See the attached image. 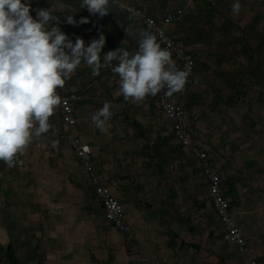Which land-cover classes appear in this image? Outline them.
<instances>
[{"label":"rangeland","instance_id":"1","mask_svg":"<svg viewBox=\"0 0 264 264\" xmlns=\"http://www.w3.org/2000/svg\"><path fill=\"white\" fill-rule=\"evenodd\" d=\"M261 10L242 8L238 14L223 10L228 16H219L218 19H224L223 26L221 21L214 27L210 23L215 25V21L207 23L218 42H223V48L215 55L195 57L194 81H200L203 91L195 92L197 99L190 91L187 97L191 95L193 101L185 106L192 119L195 146L206 154L207 164L219 175L232 217L243 237L247 238L239 220L253 230L252 242L260 235L264 237ZM58 117L54 113L50 131L39 140L34 139L19 156L22 165L8 168L0 161V246L4 248L11 242L21 264H137L136 254H130L128 248L135 247L136 253L149 256L150 262L153 258L175 257L177 245L171 241L199 245L222 241L221 225L207 193L210 180L200 161L199 174L192 175V199L187 211L191 229L202 228L207 219L214 226L211 235L191 232L189 228L178 236L132 229L133 240H129L115 231L104 220L100 203L92 196V186L87 184L86 173L74 157L66 128ZM189 164L193 170L192 162ZM154 193L151 189L138 194L133 204L138 213L151 212ZM200 204L205 209L207 205L206 212L197 210ZM192 222L197 224L191 225Z\"/></svg>","mask_w":264,"mask_h":264},{"label":"crops","instance_id":"2","mask_svg":"<svg viewBox=\"0 0 264 264\" xmlns=\"http://www.w3.org/2000/svg\"><path fill=\"white\" fill-rule=\"evenodd\" d=\"M122 1L143 9L157 20H161L174 10L182 9L181 20L167 26L166 31L178 45L197 58L215 55L220 47L223 48V42L221 40L218 42L207 23L215 21V25L213 22L210 23L214 27L221 21L223 26L224 19L218 18L219 16L228 17L223 10L227 12L232 10V4L235 2V0ZM27 2L32 5L31 14L34 18L37 8H46L58 17L61 30L73 42L79 36L87 46L93 39L99 38L100 33H103L106 37V44L101 57L109 51L118 49L134 53L138 48L141 32L146 30L141 24L131 21L127 14L112 6H107L108 14L100 17L99 14L93 16L86 8L83 9L80 6L81 0H27ZM239 2L242 8L263 9L261 11H264V0H239ZM68 15L74 16L76 24L70 25L66 22ZM81 18H87L89 22L80 24ZM50 24L55 25L56 20L53 19ZM246 43L245 41L248 47ZM172 60L178 68L173 57ZM117 63V60H113L112 66ZM262 72L264 73V68ZM196 79L189 89L194 97L197 96L195 92L202 90V86L199 85L200 81ZM118 81L119 76L112 72L111 66L102 67L100 74L93 76L91 68L82 64L66 82L65 87L60 89L64 93L80 92L82 95V100L74 105V114L77 120V132L91 148L94 171L111 194L122 205L124 204L126 220L134 232L164 231L177 235L186 233L189 228L191 232L196 230L211 235L214 226H211L207 219L203 221L202 228L191 229V220L187 211L189 200L192 199V175L195 172L199 174L197 170H201L199 161L190 151L179 147L169 122L158 108L154 98L148 96L139 103L126 101L118 92ZM191 95L182 100L184 108L192 103ZM105 101L111 103L113 114L109 121L111 127L106 132H101L92 122L91 116L103 106ZM187 117L189 129L194 132L192 119L188 114ZM190 154L194 157L192 158ZM190 162H192L193 170L189 166ZM80 164L82 165L81 162ZM86 181L90 184L88 176ZM151 189L155 192L151 197L153 198L151 212L140 214L133 204L138 194H145ZM232 197H235L234 193ZM198 209L206 212L207 205L205 209V205L200 204L197 206ZM203 215L207 218L206 214ZM239 222L242 232L247 237H244L245 240L248 239L246 240L248 252L245 255L239 254L236 249L226 245L223 241L193 244L199 247L198 250H194L186 247L190 243L169 240L177 245V255L167 259L163 258V260L153 258L150 264H248L252 259L257 264H264V237L260 235L256 241L252 242L254 237L251 232L253 230L242 220ZM193 223L197 224L192 222L191 225ZM251 237H253L252 240ZM128 249L130 254H136L137 264H140L138 263L140 257L146 256L136 253L135 247Z\"/></svg>","mask_w":264,"mask_h":264},{"label":"clouds","instance_id":"3","mask_svg":"<svg viewBox=\"0 0 264 264\" xmlns=\"http://www.w3.org/2000/svg\"><path fill=\"white\" fill-rule=\"evenodd\" d=\"M108 4L109 0H81L80 6L103 17ZM241 8L235 0L232 11L238 14ZM31 11L27 0H0V161L8 168L22 165L19 156L34 139L50 131V118L62 103L57 89L64 88L82 64L91 68L93 76L111 66L119 76L118 92L126 101L139 103L163 89L169 96L183 90L188 73L176 67L157 35L142 31L134 53L118 49L101 57L106 44L103 33L86 46L79 36L73 42L61 30L59 18L46 8H37L35 18ZM53 19L55 25L50 24ZM66 22L76 24L73 15ZM88 22L87 18L79 21ZM113 60L118 61L115 66ZM111 108L105 101L91 116L101 132L111 127Z\"/></svg>","mask_w":264,"mask_h":264},{"label":"built area","instance_id":"4","mask_svg":"<svg viewBox=\"0 0 264 264\" xmlns=\"http://www.w3.org/2000/svg\"><path fill=\"white\" fill-rule=\"evenodd\" d=\"M108 6L116 7L128 15L131 21L141 24L148 32L157 35L161 47L170 51L172 57L178 64V68L188 73L185 86L182 91L167 95V89L161 90L156 96H151L157 102L158 108L164 114L171 126V130L179 147L182 150L190 151L195 158L203 163V171L209 177L208 194L214 207L215 214L220 222L222 230V241L237 250L241 255L248 252L247 242L239 230L236 221L232 217L228 200L224 196L221 179L218 174L212 171L207 164L206 154L195 146L193 135L189 129L188 117L182 104L192 86L195 78L196 61L195 57L178 45L171 37L166 27L178 22L183 16V10H174L161 20L148 15L143 9L128 5L122 0H109ZM62 97V103L55 112L59 115L61 123L66 128L67 140L71 146L72 153L83 165L87 173L94 197L99 201L103 218L115 231L122 234L129 240H133L132 228L126 221L124 206L110 192L94 171L91 161V148L83 141L77 132V120L74 114V105L82 100L79 92L64 93L57 89ZM66 102V103H65ZM140 264H150L148 257H140ZM0 264H9L8 260L0 255ZM248 264H257L255 260H249Z\"/></svg>","mask_w":264,"mask_h":264},{"label":"trees","instance_id":"5","mask_svg":"<svg viewBox=\"0 0 264 264\" xmlns=\"http://www.w3.org/2000/svg\"><path fill=\"white\" fill-rule=\"evenodd\" d=\"M182 246L184 247V244H182ZM186 247L194 250L199 249V247L193 244L186 245ZM0 253L2 254L1 256L5 257L8 260L9 264H21L11 242L8 243L7 246L4 248L0 246Z\"/></svg>","mask_w":264,"mask_h":264}]
</instances>
